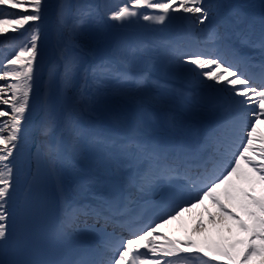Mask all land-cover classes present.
Listing matches in <instances>:
<instances>
[{"label": "snow or ice", "instance_id": "6c2138e0", "mask_svg": "<svg viewBox=\"0 0 264 264\" xmlns=\"http://www.w3.org/2000/svg\"><path fill=\"white\" fill-rule=\"evenodd\" d=\"M49 7L48 0H0V9L5 10L0 11V44L14 50L6 63L0 62V81H5L0 85V106H4L0 107V242L9 235L11 158L28 118L41 55V26ZM211 7L205 0H126L107 13V18L116 22L142 18L159 24L173 13L190 15L193 23L204 26L200 29L204 43L213 47L184 52L179 62L190 65L213 87L222 86L230 99L217 125L218 152L201 167L176 164L158 146L144 148L152 165L169 177H177L195 196L182 200L180 192H174L167 205L170 211L150 226L132 231L128 238L113 235L100 258H81L73 264H188L193 259L199 264H253L254 260L264 264V131L259 130L264 125V61L253 64L211 27ZM244 35L264 50V20L258 36ZM96 71L110 69L101 65ZM207 202L218 211H211ZM201 207L203 212L185 239L173 240L159 232L164 225ZM161 239L164 242L158 243Z\"/></svg>", "mask_w": 264, "mask_h": 264}, {"label": "bare ground", "instance_id": "6f19581e", "mask_svg": "<svg viewBox=\"0 0 264 264\" xmlns=\"http://www.w3.org/2000/svg\"><path fill=\"white\" fill-rule=\"evenodd\" d=\"M262 6L264 7V1L262 3ZM0 11L5 10L0 9ZM214 12L215 14L209 17L210 20L216 18V16L218 15V9H216ZM176 14L181 15L180 17L176 18L178 21H180L181 26L183 22H186L188 24V27L191 28V30L186 32H193L195 30L201 32L200 29L204 27L202 25L193 23V18H191L188 14H184L182 12ZM173 29L178 30V25L175 26ZM179 30L183 29L179 28ZM202 38L204 41V37ZM81 65L82 63H78L75 65L77 66V70H75V77H79V80H85V70L80 68ZM177 65L180 68L184 67V65H181L180 63H178ZM187 66L192 70L190 65ZM64 77L65 70L62 67L59 72L60 81H62ZM2 82L5 83V81ZM202 82L203 86L207 87L208 93L215 99L213 103L219 101L222 102V106L220 109L211 108L204 115L207 118L214 120L218 118H223V108H226L228 106L230 93L224 91L222 89V86L220 85H216L215 87H213L211 81L202 80ZM129 88L130 91L122 90L111 94V99H108V101L113 102L112 99L114 96L121 97V95L124 94V106L127 105L129 107L138 108L140 109V111L138 112L140 114H138L137 117L134 116L130 118V116L128 119H121L123 117V114L119 113L118 117L113 120H110L109 117L103 116L96 112L93 105L89 106L88 104H86L84 97L78 95L77 90L74 86L68 85L64 87L61 91H59V88H57L56 100L59 104V107L58 110L54 111V113H56L59 118L58 125L56 128L53 126V123L48 118V112L52 111V109L46 105L42 108V105L46 104V98L48 100L51 97V88L41 89L38 94L36 93L35 95H31L29 102V113L26 114L28 118L23 122L22 131L19 134L20 139L17 143V149L14 151L13 157L11 158V164L13 166V190L11 192V196L7 205L8 211L10 213L8 225H11L10 217L12 215V211H14L15 207L17 206L19 193L21 190L25 189V186H27L26 181L21 178V175L25 171L24 165L26 163H28L29 165L28 170L30 168L32 160L31 148L34 144L40 143L46 148H49L51 146L56 145L57 140H61V144H63L61 147L62 151L66 148V146L70 145L72 150L74 148V157L80 167L78 175H89L98 173V171L101 170L104 164L109 163V159L107 158L106 154L102 151V148L98 145H94L93 132L98 133L97 129H102L103 131L108 133H115L114 136L110 135L106 137L110 138V141L113 138H118V136L124 132L123 129L128 130L127 127L136 132H145L151 129L149 127H144L141 124L135 125L130 121V119H133L134 121L140 123L141 120L145 119V116H148L154 122H158L159 120L167 122L170 124V126L173 125L172 127L175 130L180 129V125H178L175 120H172L168 114L171 110V106L169 105V103H159V98L152 96L146 89H140L136 86ZM117 102L119 104V101ZM38 117H42V119H44L41 124V126H43L42 133L39 132V129H36V127L35 129L33 128V122H35V119ZM67 119H70V122H68ZM72 120L75 121L71 122ZM154 125H156V123H154ZM259 130L264 131V125L259 126ZM66 137L70 138L68 142L65 140ZM115 143V147H117V145H119V141H116ZM96 146L100 148V151L95 148ZM72 150L69 149L71 155ZM48 157L49 161L52 162L55 156L48 153ZM73 177L74 175L71 172L70 175L65 174V178L61 179L60 181L56 180L55 183V190L57 191L61 200H64L65 203L66 201L72 199V195L69 193L68 187L70 186V183L73 182V180H70ZM76 177H78L77 174ZM118 184H122V182L118 181ZM257 195H259V189L257 190ZM207 203L211 211H218V209L216 207H213L210 202ZM201 212H203V207L194 210V212L191 214L186 213L181 219L164 225L159 230V232L163 233L164 235L173 240L185 239L189 230L192 228L196 219L198 218V214ZM60 213L61 216H63L61 208ZM204 220L207 224L208 216L206 212L204 213ZM66 222L67 221H65L64 224H67ZM80 233L84 237H89L93 233V231L83 230L80 231ZM225 234L227 235V233ZM213 235H215L214 230ZM4 242L5 241H3L2 243ZM163 242L164 241L162 239L158 241V243ZM2 252L3 251H1V254ZM253 264H258V260H254Z\"/></svg>", "mask_w": 264, "mask_h": 264}, {"label": "rangeland", "instance_id": "374dc122", "mask_svg": "<svg viewBox=\"0 0 264 264\" xmlns=\"http://www.w3.org/2000/svg\"><path fill=\"white\" fill-rule=\"evenodd\" d=\"M124 1L126 2V0H48L50 7L47 19L41 26V55L37 61L31 95H35L40 86L43 85L41 77L44 72L42 73V71L50 64L52 69L49 71L47 87L51 88V97L47 103L52 109L51 118L58 117L53 112L58 110L59 107L56 100V89L59 86L57 81L59 67L56 65L57 61L52 60L55 55L60 56L59 64H64L65 78L62 80L61 87L64 88L68 85L76 87L78 95L84 97L86 104L93 105L96 112L113 120L118 117L120 112L127 111V108L123 106L124 94L121 97L114 96L113 102L108 101V99H111V94L118 92V90H124L127 86L124 84L127 80L121 74V70H124V68L120 70V67L112 63L113 60L124 59L126 56L124 55L126 54L125 46L132 39L140 41L152 33L168 34L169 32L171 35L174 32L175 35L180 36L182 33L179 28L188 27L186 22L182 23L184 26L179 25L177 31L169 27L172 23L180 22L176 18L181 15L176 13L170 14L163 24L144 21L142 18H131L122 23L108 19L107 13L115 10L117 5L124 3ZM7 11L14 10L8 9ZM75 19H82L83 21L77 23ZM126 38H128L127 43L124 42ZM157 44L160 48L162 47L160 43ZM157 44L153 47L148 45L149 47L138 46V48L147 49L145 55L155 58L156 56L153 53ZM77 55L83 57L79 58ZM132 55L135 56L133 53ZM105 62L107 63L105 64ZM78 63H82L80 68L85 65L83 67L86 74L85 80H79L74 76L73 72L77 70L75 65ZM121 63L128 64V68H133V66L139 68V65L144 61L141 58L131 60L133 66L123 60H121ZM101 65L114 69L117 74L108 71L105 73L96 71ZM160 73L169 79H178L177 82L186 79L189 75L188 73H182V76H180L179 73L175 72L167 75L163 71H160ZM3 83L0 81V85ZM117 101H119V104ZM133 111L137 110L133 109Z\"/></svg>", "mask_w": 264, "mask_h": 264}]
</instances>
